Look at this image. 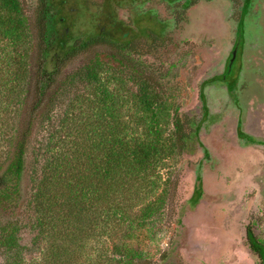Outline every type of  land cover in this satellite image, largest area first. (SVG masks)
Returning a JSON list of instances; mask_svg holds the SVG:
<instances>
[{
    "label": "rangeland",
    "instance_id": "rangeland-1",
    "mask_svg": "<svg viewBox=\"0 0 264 264\" xmlns=\"http://www.w3.org/2000/svg\"><path fill=\"white\" fill-rule=\"evenodd\" d=\"M19 1L32 24L38 0ZM185 2L55 0L60 40L53 55L75 38L99 34L133 42L134 49L122 57L117 53L122 63L108 55L116 53L108 46L75 57L61 82L92 63L101 83L75 81L43 108L51 121L46 128L36 126L28 149L24 204L15 215L0 211V234L6 221L20 224L18 240L28 264L51 259L58 243L76 249L73 264H264L247 239L250 229L264 246V146L246 147L237 137L241 121L243 132L264 142V0H196L183 9ZM245 5L241 54L230 76L236 77L241 61L235 91L221 82L203 85L226 71ZM6 15L0 3V19ZM160 21L171 22L164 34ZM4 27L0 21V166L5 167L13 137L30 119L35 69L28 27L18 31L19 40L5 35ZM146 92L154 102L151 110L141 103ZM109 111L127 140L157 145L156 158L146 167L130 166L124 188L115 195L104 192L111 149L107 136L115 123ZM177 120L185 134L197 131L184 148L176 143ZM69 133L76 148L94 145L100 173L92 182L94 197L80 188L94 206L81 217L76 246L70 236L75 227L44 219L31 197L41 176L39 165L53 157L46 150L49 138ZM85 164L78 167L81 176ZM199 178L202 191L197 193ZM6 259L0 245V264Z\"/></svg>",
    "mask_w": 264,
    "mask_h": 264
},
{
    "label": "trees",
    "instance_id": "trees-1",
    "mask_svg": "<svg viewBox=\"0 0 264 264\" xmlns=\"http://www.w3.org/2000/svg\"><path fill=\"white\" fill-rule=\"evenodd\" d=\"M180 1L166 0L172 6L178 4ZM195 1L186 0L183 3V9H188ZM0 3L2 8L10 15H6V17L0 19L2 24L6 25L2 29L4 34L9 37L14 34L16 39L19 40L18 31H23L24 27H28L34 38V50L32 53L35 69L33 73L34 104L30 110L29 121L25 122L22 128L17 131L16 136L13 137L14 147L10 151L11 154L7 165L5 167L3 165L0 166V211L15 215L24 204L23 182L27 172V154L33 134L37 131L36 126L41 124V127L46 128L45 125H48L51 121V117L46 118L49 115L48 110H43L46 102L49 101L50 103V101H54L58 95H61L62 91H65L68 86H72L75 81L85 79L90 82L96 81L98 84L101 83L99 71L94 67L95 64L92 63L88 66L85 65L86 67L78 68L72 75L70 74L71 76L68 75L67 79L61 82V76H63L66 67L75 60V57L89 53L98 46H108L112 50H115L116 53H109L108 55L116 60L118 59L117 61L122 63L121 57L123 52L133 50L134 47L133 42L123 43L110 35L99 34L89 38H75L71 45L66 46L63 52L53 55L60 40L56 22L58 20V11L55 0H38L32 13V24L27 23L29 16L25 15L19 0H0ZM148 12L151 13V11ZM159 23L161 24V34H164L169 26H171V22L162 23L160 21ZM237 30L240 35L242 23L238 25ZM150 38L155 41V37L151 36ZM117 53L121 57H118ZM96 56L92 59L94 60ZM102 90L104 99L109 101L111 96L108 94L105 86L102 87ZM148 90L150 89L146 88V91ZM149 93L146 92L142 97L143 99H141V103H143L147 110H151L154 105ZM41 112L42 114L40 115ZM108 114L114 119L115 123L112 126L109 125L111 135L107 136L110 138L109 144L111 149L108 153L109 158L106 160V164L109 166L104 171V178L109 180L106 183L107 186L104 192L110 191L111 194L114 193L115 195L119 193L121 188H124V174L129 172L130 166L146 167L147 164L156 158L157 145L155 142L154 144H144V142L142 143L137 139L135 141L127 140L125 136L121 135V126L115 119L113 112L109 111ZM179 122L180 120L175 122V138L176 143H182L181 147L184 148V142L190 139L192 135H196L197 131L185 134L182 129L183 126ZM71 133L62 137L60 136L58 140L49 138L46 150L50 151L53 157H46L39 165L41 176L38 180L36 179V190L31 197L33 207L43 212L42 214L46 216L44 219L56 218V222L69 223V226L75 227L71 231L70 236L72 237L71 242L76 246L77 240L81 237L79 235L82 229V224L80 223L82 221L81 217L87 211H91L94 206L93 202L90 201L92 199L86 198L88 196L85 195L81 196L80 191L82 190L80 188L82 186L86 188L83 189L84 192L93 193V189L95 188V184L92 185L93 179L97 176L100 177V173L97 167L98 163L95 160V149H92L94 145L90 144L88 146L87 144L84 150L79 147L76 148V141ZM81 162L86 163L85 174H82V176L78 168ZM106 184L102 182L103 186ZM201 191L202 180L199 178L196 184V192ZM91 196L94 197V194L89 195V197ZM61 211L62 213H60ZM40 219L42 220V218ZM6 222L7 224L3 227L0 234V245L4 248L7 257L5 264H28L22 259V247L19 242L20 240H18L20 224L17 220ZM38 223L40 224V222ZM247 239L251 250L264 260V246L250 229L247 230ZM117 249L118 254L123 253L120 246L117 245ZM52 250V258L49 259L47 257V261H42L41 264H73L72 259H74L76 254L74 247L68 249L58 243Z\"/></svg>",
    "mask_w": 264,
    "mask_h": 264
},
{
    "label": "flooded vegetation",
    "instance_id": "flooded-vegetation-1",
    "mask_svg": "<svg viewBox=\"0 0 264 264\" xmlns=\"http://www.w3.org/2000/svg\"><path fill=\"white\" fill-rule=\"evenodd\" d=\"M247 5H245L243 8H242V11H241V15H240V19L238 21V25L240 23H242L243 25V15L246 13L245 12V8H246ZM243 27V26H242ZM242 42H243V37H242V30H241V34L239 35L238 33V30H237V39H236V42H235V45L231 51V54H230V57H229V62H228V67L227 69H225L226 71L223 72L222 75H220L219 77H214L212 78L211 80L212 81H206L203 85H206V84H211V83H214L215 82H221L223 84L226 85L227 89L229 90V92H234L235 91V84L237 83V79H238V76H239V73H240V70H241V61H240V66H239V71H238V74L236 75V77L232 78L230 77L231 74H232V71L234 69V65L236 63V60L239 58V55L241 54L240 52V49H241V46H242ZM200 99L202 101V104H203V107L205 108L206 110V97H205V93H203V91L201 92L200 94ZM208 111V109L206 110ZM238 129L237 130V137L239 139L240 142L244 143L247 146H253V145H263L264 146V142L262 141H258L256 138L254 137H251L249 136L248 134H246L245 132L242 131V123L241 121L238 122Z\"/></svg>",
    "mask_w": 264,
    "mask_h": 264
}]
</instances>
